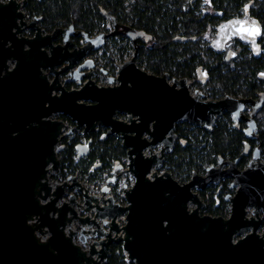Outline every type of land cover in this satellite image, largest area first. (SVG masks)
<instances>
[{"label": "water", "instance_id": "1", "mask_svg": "<svg viewBox=\"0 0 264 264\" xmlns=\"http://www.w3.org/2000/svg\"><path fill=\"white\" fill-rule=\"evenodd\" d=\"M19 8L14 0H0V71L5 67L8 75L7 81L3 78L0 83V264H103L112 244H121L126 260L134 264H264V233L257 232L260 220L258 216L241 218L247 205L255 212L261 209L264 215V162L259 160V147L247 168L234 175L233 182L240 187L232 198V216L227 220L200 217L196 210L189 213L187 201L195 196L189 187L194 180L180 185L169 173H150L153 165L159 167L162 157L158 152L145 153L156 144H162V152L172 146L176 121L210 129L224 112L235 126L245 119V133L250 135L256 126L254 113L264 105V93L258 98L227 94L216 100L191 95L186 77L168 83V73L155 75L136 64L138 40L149 43L153 36L125 24L123 33L136 43L134 56L118 66L117 76L109 77L108 85L98 86L90 78L93 64L89 60L75 67L87 46L77 56H67L55 51L56 46L49 41L47 52L42 48L46 43L41 41L39 26H32L36 27L34 39L20 36L18 46L5 45L21 31L24 21ZM261 34L259 21L237 20L228 25L225 38L258 40ZM101 43L98 40L90 48L96 49ZM7 58L16 60L11 70ZM63 61L66 63L55 70ZM44 68L55 70L51 81ZM81 69L88 70L69 79L78 83L84 77L87 80L79 88L66 89L58 73L70 70L73 74ZM258 76L264 78V71ZM17 77L24 82V94L28 95L24 106L9 108L4 94L17 85ZM247 107H251L249 116L244 114ZM117 112L125 113L127 119L116 118ZM55 113L74 122L68 126L67 135L88 134L103 126L106 130L101 139L120 136L128 157L127 167L120 174L128 172L134 177L133 184L123 189L125 204L108 194V184L100 188V194H90L78 179V172L52 186L50 173L59 169L58 153L64 146L62 132L67 127L63 120L51 117ZM6 115L12 119L10 123ZM91 141L75 144L78 158L90 153ZM210 179L208 174L201 181ZM114 180L111 176L107 182ZM66 190L73 192L58 203ZM75 205L85 215L79 214ZM91 208L92 217L88 214ZM122 214L125 222L120 225L116 218ZM246 229L250 231L245 236L233 240L234 233Z\"/></svg>", "mask_w": 264, "mask_h": 264}, {"label": "trees", "instance_id": "2", "mask_svg": "<svg viewBox=\"0 0 264 264\" xmlns=\"http://www.w3.org/2000/svg\"><path fill=\"white\" fill-rule=\"evenodd\" d=\"M129 1L128 8L125 3ZM246 3L251 16L259 21L262 34L255 48L247 42L238 41L243 47L237 51H221L212 40L207 41L209 27L223 19L233 22ZM206 5V6H202ZM100 8L110 9L121 21L131 23L153 36L149 43L140 42L137 63L154 74L169 72L176 77H194L197 69L205 71L207 85L218 97L227 94L236 97L256 98L264 93V78L258 72L264 71V0H41L36 5L46 17V21L57 25L73 22L84 25L88 19L97 17ZM184 37V40L176 39ZM201 40L206 45L201 46ZM204 68V69H203ZM203 69V70H202ZM220 119L211 132L197 128L194 141L183 150L182 161L190 166L194 158L211 160V154L230 151L236 155L244 138L242 132L230 129V117ZM255 118L259 126V137L264 142V105L258 109ZM187 127V123H184ZM76 134L60 153V165L51 177H66L79 170L89 173L92 178L101 177L97 171L90 172L88 163L92 160H105L111 163L114 158L124 155L120 143L112 135L104 141L98 140L92 152L79 161L76 160L75 144L80 140ZM208 152L206 156L203 152ZM179 160V159H178ZM201 166L200 164H198ZM103 264H134L126 260L121 244H112L110 255Z\"/></svg>", "mask_w": 264, "mask_h": 264}, {"label": "flooded vegetation", "instance_id": "3", "mask_svg": "<svg viewBox=\"0 0 264 264\" xmlns=\"http://www.w3.org/2000/svg\"><path fill=\"white\" fill-rule=\"evenodd\" d=\"M3 2H8L10 0H2ZM16 3L20 5V10L23 13L22 20L24 21L21 24V31L20 33L16 34V38H8L6 40L5 45L9 44H18L20 43L18 37L22 36L27 39H34L36 36V27L32 26H39L41 28V35L42 40L46 44L42 46L47 52L50 50V46L47 42L50 43L55 47V51L59 52L60 54L67 55V56H77L82 47L87 46V51L81 56L79 60L75 62V67L80 63L84 62L85 60H89L92 63L91 75L90 78L95 82L98 86H106L109 84L108 78L115 77L118 74V66L125 60L130 59L134 56L136 43L129 37H127L123 33L122 24L129 25L134 27L131 23H126L121 21L119 16L112 12L110 9L100 8L99 15L95 18L88 19V22L84 25H77L73 22H69L67 24H54L47 22L46 17L40 11H37L36 5L41 0H14ZM37 18V19H36ZM242 20V19H240ZM19 22V19H18ZM231 22L227 19H223L221 21L220 27L217 28L219 35V42L221 44V51L225 52L227 50L232 51L230 47H226L225 44L222 45L223 41H230V37H226L227 27ZM136 28V27H134ZM139 29V28H136ZM50 35V38L47 39V36ZM239 40L244 42H251L249 39L244 37H239ZM102 41L100 46L96 49H91L90 46L96 43L97 41ZM214 43L213 38L211 39ZM124 44H121L123 43ZM140 42L145 43L141 40H138V44L140 46ZM66 45V46H65ZM138 46V49H139ZM24 48H27L26 41L23 44ZM131 47L132 54L131 56L125 57L126 54L125 50ZM125 55V56H124ZM60 56V55H59ZM137 56L138 50L135 55V62L137 63ZM16 60L12 58H7L6 65L8 70H11L15 65ZM66 61H63L61 65L55 67V70H59ZM139 66V65H138ZM141 67V66H139ZM146 70L144 67H141ZM55 70L50 71L48 68H44V72L47 74L48 79L51 81L53 77L56 75ZM88 69H81L71 74L70 70L62 71L58 73V78L60 82L66 89H73L79 88L87 78H82L81 82L78 83L77 80L73 81L69 78L71 76H78L82 73H85ZM147 71V70H146ZM148 73H152L147 71ZM6 69L3 67L0 71V83L3 81L6 82L8 75H6ZM166 76V80L168 83H172L174 78H182L172 76L169 72ZM163 73V74H164ZM71 74V75H70ZM154 74V73H152ZM160 74V75H163ZM5 75V76H4ZM158 75V74H155ZM188 81V89L191 95L201 94L202 99L204 100H216L222 97H218L217 94L213 92V90L209 87L208 90L200 89L197 85H201V83H205L209 80V76H207L205 71H201L197 69L196 74L194 77H186ZM69 79V80H68ZM33 80V102L36 100V88H35V81ZM16 86H13L11 90L4 94V100L6 101V107L11 105H17L19 107L24 106L25 97L28 95L24 94V82L20 81L17 77L16 79ZM192 85L194 86L191 89ZM14 92L9 94V92ZM25 95V96H24ZM261 94H259L256 98H258ZM224 97V96H223ZM241 97V96H239ZM262 107V106H261ZM259 107L258 109H260ZM254 113V119L256 126L253 128L252 133L250 135L245 133L246 128V121L245 119H240L238 126H235L231 120V124L229 128H234L236 131L242 132L244 138L242 140V145L239 152L234 155L230 151H226L225 154L217 153L209 154L208 152H203V155H210L211 160L203 159L200 163L198 162L199 159L197 157L194 158L191 165L188 167L182 161V153L183 150H187L189 145L195 140L194 135L197 132V128L202 130L201 134L203 135L204 132H211L213 128L216 126V123H211V128L208 129L206 127H202L201 125H194L190 124L187 121H176L174 123L173 132L175 133V137L172 141L171 147H166L163 152L161 151L162 144H156L151 147V150H145L146 154L156 153L162 157L161 163L159 167H155L153 165L150 169V173L156 171L158 175L163 173H169L173 180H175L178 184L182 185L184 183L190 182L194 180L193 184L189 187V191L194 194L195 196L192 197L190 200L187 201V211L190 213L196 210L198 216H209L211 218H221L222 220H227L232 216V198L236 195L240 184L234 183V175L236 171H241L249 165L251 160H254V154L256 147H259L258 154L259 160L264 162V142L259 137V126L258 122L255 118L256 112ZM251 111V107H247L244 111V114L249 116ZM224 112L223 114H225ZM58 114V117L55 118L63 120L67 127L62 132L63 137L61 139V143L64 146L60 149L58 155H60L61 151L66 147V143L71 142L73 138H75L76 134H80L79 142H87L88 140H92L90 145V153L92 152V148L95 143L100 141H104L107 138H110L112 135L120 143L122 148V139L119 135L112 134L106 137L105 139H101L103 136L106 128L103 126H99L95 131L90 132L88 134H82L80 132H75L71 135H67L66 130L68 126H72L74 122L70 119L69 116L64 115L62 113H55ZM222 114V115H223ZM54 115V114H53ZM7 116V115H6ZM221 116V115H220ZM115 117L120 120H126L127 115L122 112H117ZM8 122L12 121L11 118H8ZM217 119V118H216ZM227 121V120H226ZM153 121H150V126ZM187 123L189 126L187 127L184 125ZM203 124V123H202ZM123 149V148H122ZM124 150V155L120 156V158H114L111 160L109 164L108 161L105 160H92L91 163H88V168L90 172L97 171L98 175L105 178L106 181L111 176L115 177L114 182L108 183L110 188L118 189L121 185V191L123 192L124 187H130L134 182V177L128 173L123 172L120 174L121 170L127 167L128 157L126 155V151ZM89 153V154H90ZM208 153V154H207ZM89 154L84 155L80 158L77 157V151L75 150L76 160L79 161L80 159L86 158ZM60 157V156H59ZM179 159V160H178ZM200 164L201 166H199ZM208 167H212L211 170H207ZM118 168V169H117ZM117 169V170H116ZM78 172L79 175H83L79 170L75 171L74 173ZM71 173V174H74ZM89 174V173H86ZM210 175V181L204 183L202 182V178ZM70 175V174H68ZM67 177V176H66ZM65 177V178H66ZM122 204H125L124 200V193ZM258 216L259 224L257 227V232L259 234L264 233V215L261 209L255 212L254 207L252 206H245L243 208V215L241 216L242 219H251L252 217ZM257 219V220H258ZM249 229L242 231L241 233H234L233 240L236 241L239 238L245 236Z\"/></svg>", "mask_w": 264, "mask_h": 264}, {"label": "rangeland", "instance_id": "4", "mask_svg": "<svg viewBox=\"0 0 264 264\" xmlns=\"http://www.w3.org/2000/svg\"><path fill=\"white\" fill-rule=\"evenodd\" d=\"M125 5H126V7L128 8V6L130 5V2L129 1H127L126 3H125ZM202 6H206V5H202ZM253 7V6H255V4H253V3H246V5H245V7L243 6L241 9H240V13H239V17L237 18V19H234V21H237V20H240V19H242V20H247V21H251V20H255L252 16H251V14H250V11H249V8L250 7ZM222 21V20H221ZM221 21H219L218 23H216V24H212L210 27H209V33H208V37L206 38L207 39V41H209V40H211L212 38H213V40H214V45H215V47H217V48H220V49H222L221 48V44H220V42H219V38H217V36L219 35V33H218V30H217V28L218 27H220V24H221ZM236 38H239V37H237V36H235V37H230V41H228V42H226V41H223L222 42V45L223 44H225V46L226 47H230L231 49H236L237 51H240V50H242V45L238 42V41H236ZM239 40V39H238ZM251 42H248V45H249V47H251V48H255L256 46H257V40H250ZM121 44H124V42L123 43H121ZM200 45L201 46H204V45H206V43L204 42V40H201V43H200ZM124 54H126V56L125 57H130L131 55L130 54H132V49H131V47H128L126 50H125V53ZM204 69V68H203ZM202 69V70H203ZM205 83H201V85L199 86V85H197L200 89H206V90H208V88H209V85H204ZM194 88V86L192 85V87H191V89H193ZM58 117V114H54V115H52L51 117L52 118H55V117ZM231 117V116H230ZM220 119H223V120H227L228 118L223 114V115H221V116H218L217 117V119L214 121V123L213 124H215V123H217V121L218 120H220ZM60 158V157H59ZM57 172V171H56Z\"/></svg>", "mask_w": 264, "mask_h": 264}, {"label": "built area", "instance_id": "5", "mask_svg": "<svg viewBox=\"0 0 264 264\" xmlns=\"http://www.w3.org/2000/svg\"><path fill=\"white\" fill-rule=\"evenodd\" d=\"M51 174H56V172H51L50 173V182L52 184V186L55 185V183H61L65 177H51ZM78 179L80 180V182L88 189V192L90 194H100V188L103 185L108 184L106 179L103 177H97V178H92L89 174H83V175H79ZM72 190H66L65 196L62 197L61 199H59L58 203H60L62 200H67L68 195L70 193H72ZM78 196H77V200L80 201L81 200V195L79 192ZM108 194L112 195L114 197V201L115 202H119V203H123L122 199H123V192L121 191V185L120 187L116 190L114 188H110ZM75 209L77 210V212L81 215H85V212L83 210H81L77 205H75ZM91 217L93 216V208L90 209L89 213H88ZM116 220L119 222V224H123L125 222V214L119 215ZM75 220H73V224H74ZM75 227V225H74Z\"/></svg>", "mask_w": 264, "mask_h": 264}, {"label": "snow or ice", "instance_id": "6", "mask_svg": "<svg viewBox=\"0 0 264 264\" xmlns=\"http://www.w3.org/2000/svg\"><path fill=\"white\" fill-rule=\"evenodd\" d=\"M253 23H254V22H253ZM256 32H257V34L259 33V29H258V28L256 29Z\"/></svg>", "mask_w": 264, "mask_h": 264}]
</instances>
